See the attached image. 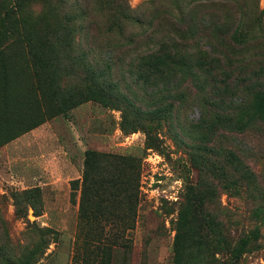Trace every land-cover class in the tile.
Segmentation results:
<instances>
[{
  "label": "rangeland",
  "instance_id": "rangeland-1",
  "mask_svg": "<svg viewBox=\"0 0 264 264\" xmlns=\"http://www.w3.org/2000/svg\"><path fill=\"white\" fill-rule=\"evenodd\" d=\"M14 23L63 47L62 89L93 86L112 100L83 102L0 147V253L29 264H103L96 244H82L71 201L94 149L143 156L136 226L120 238L127 247L118 240L111 249L112 264H227L199 241L176 256L190 185L211 191L206 208L231 237L258 234L239 264H264V107L244 91V77L264 89V0H0V45ZM160 50L192 66L152 85L139 66ZM222 90L235 92L229 102ZM169 103L171 114L148 115ZM217 113L261 120L209 136L221 152L208 154L196 146L207 141L197 125ZM223 147L240 153V165Z\"/></svg>",
  "mask_w": 264,
  "mask_h": 264
},
{
  "label": "trees",
  "instance_id": "trees-1",
  "mask_svg": "<svg viewBox=\"0 0 264 264\" xmlns=\"http://www.w3.org/2000/svg\"><path fill=\"white\" fill-rule=\"evenodd\" d=\"M17 25L19 24H12L10 32L13 39L5 45H0V147L50 118L67 114L83 102L93 99L104 102L112 100L93 86L62 89L63 70L69 69L68 63L62 62L63 47L59 46V43L43 40L42 36L40 41H34L28 30H23ZM147 58L139 67L144 80L152 85H158V80L167 73L184 74L183 67L192 66L191 63H185L177 51L172 53L160 50L148 53ZM193 65L203 68L205 63ZM251 80L244 77V91L249 90L257 103L264 107V89L253 88ZM226 87L231 90L229 84ZM229 90H222L224 98L221 102H229ZM136 102L130 101L132 105H136ZM237 105L241 106V109L244 108V112L247 109L243 102ZM173 108V104L169 103L165 107L151 110L148 115L163 117L171 114ZM260 117H253L252 120H261ZM236 119L237 117L231 116L230 113H217L216 117L201 121L197 128L207 141L204 145L197 144L198 149L217 155L221 151L211 143L215 133L217 135L221 129L226 128L236 132L237 126L245 132L252 126V120H244L242 124ZM144 128L148 142L155 144L157 139L151 129ZM222 152L228 159L232 158L240 165L241 155L236 149L223 147ZM143 169L142 155L88 149L84 159L83 176L71 183V201L78 204L82 244L88 247L87 249L96 244L103 264L113 263L111 249L117 246L118 240V245L127 247V243L122 241L124 239L120 238L127 230L136 226L142 201ZM210 193L211 191L202 190L195 185L189 186L185 205L189 217L183 207L177 221L176 256L181 261L189 248L194 246L193 242L199 241L200 249L213 245L227 256V264H239L252 239L258 234L253 233L251 236L237 239L231 237L206 208ZM190 231L194 233L191 234ZM183 235L186 243H181ZM0 255L6 264H29L8 257L5 252Z\"/></svg>",
  "mask_w": 264,
  "mask_h": 264
}]
</instances>
